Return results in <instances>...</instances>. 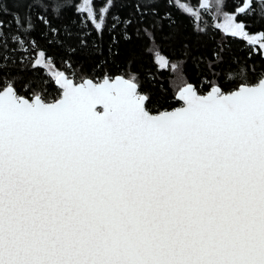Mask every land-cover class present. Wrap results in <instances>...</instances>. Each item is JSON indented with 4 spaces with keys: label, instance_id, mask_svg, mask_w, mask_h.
I'll return each instance as SVG.
<instances>
[{
    "label": "snow or ice",
    "instance_id": "obj_1",
    "mask_svg": "<svg viewBox=\"0 0 264 264\" xmlns=\"http://www.w3.org/2000/svg\"><path fill=\"white\" fill-rule=\"evenodd\" d=\"M116 2L105 0L97 12L84 0L75 11L81 19L86 13L99 40L107 28L110 56L119 39H132L127 29L136 23L154 63L169 67L155 33L176 22L158 13L161 0H132L140 19L112 14L109 24ZM165 2L193 21L197 35L207 34L205 14L219 19L213 29L253 52L259 44L264 60V33L250 34L238 20L264 21V0H240L232 13L227 0ZM27 3L23 17L12 14L14 32L0 20V264H264V68L237 58L223 67L230 49L220 43L206 64L214 82L203 90L184 78V61L171 63L174 97L145 87L131 61L120 74L105 68L96 78L66 59L71 74H52L53 59L32 36L36 21L69 59L77 48L99 55L102 46L87 44L90 32L77 47L59 39L72 33L53 27L49 15L61 19L71 0ZM205 59L192 57L197 66ZM165 104L172 110H159Z\"/></svg>",
    "mask_w": 264,
    "mask_h": 264
},
{
    "label": "trees",
    "instance_id": "obj_2",
    "mask_svg": "<svg viewBox=\"0 0 264 264\" xmlns=\"http://www.w3.org/2000/svg\"><path fill=\"white\" fill-rule=\"evenodd\" d=\"M81 0H71L72 7L67 8L62 13L61 19H52L51 24L53 27L61 28L63 25L68 26V30L72 33L71 36L64 34L59 35V39L63 41L64 45L67 47H77L79 43V36L83 35L85 32H90L91 34L85 36L87 44L90 46L93 42L101 44L99 55H89L88 49L77 48V51L70 57L67 56L64 47H59L57 44L47 43V40L42 37V33L45 32V28L39 21H36V31L32 33L33 38L38 45V50H44L46 53V58L51 57L53 59L54 70L59 72H64L70 75L71 69L63 62L64 60H69L70 63L74 62V66L83 65L84 70L87 72H92L95 70L96 78H100L103 72L106 70L110 74H120L122 70L125 69L129 61L132 62V70L139 74L140 79L144 82L145 87H152L158 95H168L175 96L176 88L175 81L177 73L171 68V63H178L184 61L183 64V75L186 80L192 82L193 80H199L200 87L203 90V85L208 83L210 80L214 82V78L208 71L206 64L208 59L211 58L212 50L217 48L218 44L223 43L226 48L230 51L224 53L226 67L231 63L233 58L239 60L247 61L249 65H253L256 71H260L264 68V60H261L260 49L258 44L256 46V51L253 52L251 48H246L243 40L239 38H232L227 36H222L221 32L215 30L211 27L213 23H219V19L213 21L212 15H204V27L207 34L197 35L193 31V21L187 16L183 15L176 7H169L165 0H161L160 3L155 5L160 15L164 13H170L172 18L175 20V25L173 28H169L167 22L164 23L162 30L155 33L156 42L160 46L161 54L169 60V67L160 68L153 60V56L146 52L145 46L146 41L137 38L134 29L138 27L136 23H133L127 31L132 35V39L129 41H124L120 38L121 27L118 26L115 30V35L119 39V43L113 46V52L118 53L115 55H109V45L111 43V36L109 35L107 28H105L102 40L97 38L96 32L93 30L91 23L88 22L87 17L81 16L76 13L75 7L80 4ZM182 2L191 3L193 6L197 4V0H182ZM105 0H92V5L97 10L104 5ZM240 0H227L224 10L232 13L234 12ZM27 0H0V9H5L7 14L0 15V20L4 22L5 25H10V27H5L4 31L6 33H12L15 31L16 26L13 22V13L19 14L23 17L28 12ZM39 9H33V20L36 19L35 13H39ZM112 14H116L119 17L131 18L134 21L139 20V15L135 12L134 4L132 0H122V2H116L108 13L109 24L111 23ZM154 18L151 14L144 17L145 24L152 22ZM238 20L244 22L248 27L247 31L250 34H260L264 33V21H258L255 16L239 15ZM86 24L87 27H81V24ZM173 36L172 39H165V37ZM189 45L190 55L185 57L183 52L185 51L183 45ZM12 48L15 45L11 46ZM14 58H20L21 53L10 52L9 53ZM34 55V54H33ZM192 57H204L206 58L203 63L199 66L194 64ZM101 60H107V64L97 69L96 65ZM16 69H13L15 73ZM41 75L44 74V69L38 70ZM151 73L153 79L148 81L146 75ZM34 73L32 71L25 72V76H31ZM172 107L180 106V103L173 100L170 102ZM159 107V106H158ZM168 104L160 107L159 110H172Z\"/></svg>",
    "mask_w": 264,
    "mask_h": 264
},
{
    "label": "rangeland",
    "instance_id": "obj_3",
    "mask_svg": "<svg viewBox=\"0 0 264 264\" xmlns=\"http://www.w3.org/2000/svg\"><path fill=\"white\" fill-rule=\"evenodd\" d=\"M84 0H81L80 4H83ZM85 16H86V13H85ZM220 22V21H219ZM258 47H259V44H258ZM50 68V71L52 74H54L56 71L54 70V68H51V66H49ZM160 68H163V67H160Z\"/></svg>",
    "mask_w": 264,
    "mask_h": 264
},
{
    "label": "water",
    "instance_id": "obj_4",
    "mask_svg": "<svg viewBox=\"0 0 264 264\" xmlns=\"http://www.w3.org/2000/svg\"><path fill=\"white\" fill-rule=\"evenodd\" d=\"M175 95H176V93H175ZM178 102V101H177ZM180 103V102H179ZM179 107V106H178ZM171 111V110H170Z\"/></svg>",
    "mask_w": 264,
    "mask_h": 264
}]
</instances>
